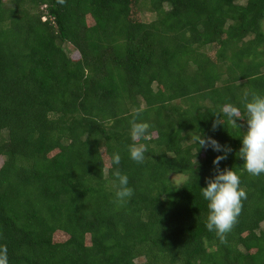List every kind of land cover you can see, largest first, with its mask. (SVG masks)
Instances as JSON below:
<instances>
[{
    "label": "trees",
    "instance_id": "1",
    "mask_svg": "<svg viewBox=\"0 0 264 264\" xmlns=\"http://www.w3.org/2000/svg\"><path fill=\"white\" fill-rule=\"evenodd\" d=\"M263 22L264 0H0L9 264H264V175L235 155L241 97L264 93ZM226 103L240 107L239 128ZM133 118L151 126L142 164L127 152ZM197 134L232 149L219 168L247 196L224 242L201 194L223 153ZM117 168L134 189L123 204Z\"/></svg>",
    "mask_w": 264,
    "mask_h": 264
},
{
    "label": "clouds",
    "instance_id": "2",
    "mask_svg": "<svg viewBox=\"0 0 264 264\" xmlns=\"http://www.w3.org/2000/svg\"><path fill=\"white\" fill-rule=\"evenodd\" d=\"M240 103L243 106L245 124L239 136L240 147L235 155L242 161L244 171L253 176L264 175V93L246 92L242 95ZM221 111L234 128H239L240 125L237 123L241 119L239 106L226 103L222 105ZM216 116L219 119V114ZM218 119L213 127L217 124L221 125L217 122ZM129 123L133 143L127 146L128 157L133 162L142 164L146 159L148 148L140 141L147 138L151 126L136 118ZM194 140L199 148H211L215 152L223 153L213 160V165L216 166L215 174L206 180V187L201 188V194L207 202L206 228L224 242L240 215L242 200L247 196L240 187L239 174L232 168H219L220 161L226 159L232 149L222 146L212 137L205 138L202 134L195 135ZM120 162V153L118 151L111 153L110 164L115 166ZM112 175L116 188V202L126 203L134 195V189L129 186V177L118 168L112 172ZM0 264H9L8 247L2 243H0Z\"/></svg>",
    "mask_w": 264,
    "mask_h": 264
},
{
    "label": "rangeland",
    "instance_id": "3",
    "mask_svg": "<svg viewBox=\"0 0 264 264\" xmlns=\"http://www.w3.org/2000/svg\"><path fill=\"white\" fill-rule=\"evenodd\" d=\"M263 30H264V22H263ZM209 54L211 56H213L214 52H209ZM70 55H72V57L74 59L78 58V54L75 52H72ZM2 165V160L0 159V166ZM186 180V177L183 175H174L171 177V182L176 186V187H180ZM58 240L63 241L65 240V237L63 235H58Z\"/></svg>",
    "mask_w": 264,
    "mask_h": 264
}]
</instances>
